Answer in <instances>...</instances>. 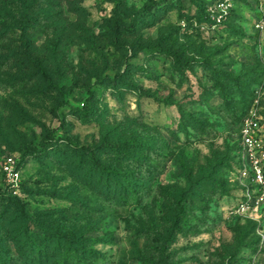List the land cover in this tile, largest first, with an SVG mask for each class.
<instances>
[{"label": "rangeland", "instance_id": "rangeland-1", "mask_svg": "<svg viewBox=\"0 0 264 264\" xmlns=\"http://www.w3.org/2000/svg\"><path fill=\"white\" fill-rule=\"evenodd\" d=\"M206 2L0 0V264H264L230 170L264 0Z\"/></svg>", "mask_w": 264, "mask_h": 264}, {"label": "built area", "instance_id": "built-area-1", "mask_svg": "<svg viewBox=\"0 0 264 264\" xmlns=\"http://www.w3.org/2000/svg\"><path fill=\"white\" fill-rule=\"evenodd\" d=\"M229 8H231V0H217L216 5L207 6L206 13L214 27L224 21ZM261 121V117L253 110L241 119L239 152L232 182L239 197L236 213L262 226L264 223V127ZM1 170L6 187L17 189L20 172L15 158L7 157L1 165Z\"/></svg>", "mask_w": 264, "mask_h": 264}, {"label": "trees", "instance_id": "trees-1", "mask_svg": "<svg viewBox=\"0 0 264 264\" xmlns=\"http://www.w3.org/2000/svg\"><path fill=\"white\" fill-rule=\"evenodd\" d=\"M206 0H205V3H203V12L205 13V6H206ZM203 14V13H202ZM239 152V149L234 153V155H233V157H232V165H231V171H234L235 170V168H236V166H237V153ZM234 188H235V186H233ZM249 221H251L250 223H252V225H254L255 227H256V225H258L256 222H254V221H252V220H249ZM37 249H36V247H35V245H33V244H29V247H28V251L29 252H32V254H35V251H36ZM83 251L85 252L86 250H84L83 249Z\"/></svg>", "mask_w": 264, "mask_h": 264}]
</instances>
